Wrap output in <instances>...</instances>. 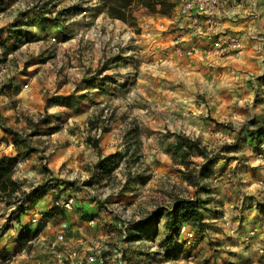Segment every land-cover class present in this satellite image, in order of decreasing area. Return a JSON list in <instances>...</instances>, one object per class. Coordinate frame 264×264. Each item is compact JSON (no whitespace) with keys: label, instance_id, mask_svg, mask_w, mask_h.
I'll return each instance as SVG.
<instances>
[{"label":"rangeland","instance_id":"rangeland-1","mask_svg":"<svg viewBox=\"0 0 264 264\" xmlns=\"http://www.w3.org/2000/svg\"><path fill=\"white\" fill-rule=\"evenodd\" d=\"M238 1L259 14L262 0ZM160 15L135 6L105 28L101 0H0V31L25 40L0 43V144L10 128L19 133L15 157L38 151L41 159V176L22 177L15 204L35 198L52 228L68 227L72 240L100 238L128 264H258L241 233L258 222L252 166L264 137V33L240 38L223 58L180 55L176 48L193 41ZM187 139L204 153L175 149ZM54 151L64 156L55 170ZM70 193L73 210L48 208ZM194 196L203 227L189 225L192 237L183 223L170 232L167 211ZM10 222L0 223L7 241Z\"/></svg>","mask_w":264,"mask_h":264},{"label":"built area","instance_id":"built-area-1","mask_svg":"<svg viewBox=\"0 0 264 264\" xmlns=\"http://www.w3.org/2000/svg\"><path fill=\"white\" fill-rule=\"evenodd\" d=\"M229 0H171L174 3L166 17L170 24L175 23L178 28L185 30L193 43L189 46L179 45L176 52L180 55L191 56L201 53L203 56L223 58L225 55L239 50L240 36L225 30L223 26L222 8ZM142 28H152L145 23ZM149 35V30H147ZM180 39V38H179ZM27 86V85H25ZM1 132V130H0ZM255 162L253 169L257 175L254 183L252 198L258 222L241 233V240L251 246L259 257L258 264H264V137L254 147ZM18 162L14 169H21ZM75 194H61L51 200L49 209H59L63 212L74 208ZM15 205L12 206L14 210ZM15 214L16 211L13 212ZM44 211L32 215L29 222H18L11 218L9 230H16L15 236L25 232L31 225L37 226V233L27 240L20 241L11 250L0 255V264H128L125 253L119 250L116 254L107 252V244L100 238H81L72 240L62 225L51 227L50 219L45 218ZM16 217V216H15ZM90 224H95L91 219ZM58 224V223H57ZM190 224L183 223L181 230H185L188 237L193 236ZM3 226L0 224V233ZM44 230H49L45 232ZM126 237V231L123 232Z\"/></svg>","mask_w":264,"mask_h":264},{"label":"trees","instance_id":"trees-1","mask_svg":"<svg viewBox=\"0 0 264 264\" xmlns=\"http://www.w3.org/2000/svg\"><path fill=\"white\" fill-rule=\"evenodd\" d=\"M106 13L110 18L120 19L126 21L127 15L135 6H142L149 11L167 15L170 13L174 3L170 0H101ZM5 131L11 135L12 143L14 146L18 143V135L16 131L10 128H5ZM257 135L264 136V127L257 129ZM22 141L24 139H21ZM86 142L89 143L94 149L99 150L98 140L88 135ZM185 147L186 150H196L198 153L203 154L204 148L201 147L196 140L187 139L185 143L177 142L175 149ZM27 149H31L27 145ZM18 152V156H19ZM111 155L101 158L97 165L104 168L106 161ZM17 160L16 157H2L0 160V201H4L6 204L16 202L19 198L15 193L19 191L17 183L12 179L14 172V164ZM166 225L170 232H174L178 229V226L182 223L203 227V213L200 210V201L197 197H184L177 198L172 209L168 210ZM38 230H30L29 228L25 232H21L18 236V242L27 240L37 233Z\"/></svg>","mask_w":264,"mask_h":264},{"label":"crops","instance_id":"crops-1","mask_svg":"<svg viewBox=\"0 0 264 264\" xmlns=\"http://www.w3.org/2000/svg\"><path fill=\"white\" fill-rule=\"evenodd\" d=\"M260 3V10L258 11L259 14L254 18L251 17L248 13V9L246 7H243L242 4L238 0H232V3L230 5H224L222 8L223 14V26L226 27L225 30L231 31L234 33H237L241 40L246 35L249 34H255L256 32L264 33V0ZM250 11V10H249ZM248 14V15H247ZM108 16V15H107ZM257 18V19H256ZM111 19L105 21V28H111L113 23L111 22ZM256 19V20H255ZM116 20V19H114ZM110 24V26H109ZM186 33V34H185ZM183 33V36H187L188 33ZM244 34V35H243ZM12 35L9 31H0V43L5 44L7 47H15L17 43L24 42L23 37H16L18 40H15L12 38ZM6 39V41L4 40ZM37 106V105H36ZM39 107L37 106V109ZM8 149L11 150V152L8 151ZM15 151L13 150V143L11 139L10 134H4V138L2 140V143L0 144V157L6 156V157H15ZM38 151L32 152V153H26L25 155H21L19 158L17 157V160H20L21 163V169H15L12 175V179L17 183V186L20 187V189H24L26 187L25 181L23 180V176L32 177L33 175L41 176V173L35 169L37 166V163L41 161V159L37 160V154ZM58 152L54 151L49 157H48V164H50L53 167V170L58 169V166L62 163V161L59 162V165L56 166L54 155H56ZM2 154V155H1ZM36 159V160H35ZM21 172L23 174L21 175ZM32 188H38L40 187L37 185L36 187L31 186ZM47 189V187L43 188ZM35 200V198H33ZM33 200H31L29 203L27 202L23 207L17 208V205L15 202L6 204L3 201H0V223L2 224L7 218H9V214L16 211L19 214L18 222H29L30 218L33 214L37 212H41L45 210V206L41 204L38 206V202L33 203ZM15 205L14 210L12 209V206ZM66 231H69L68 227H65ZM12 232L15 234L16 230H12ZM68 234V233H67ZM18 244L17 238L14 236L11 240L7 241L4 237H0V255L6 253V251L11 250V248L15 247ZM6 247V248H5Z\"/></svg>","mask_w":264,"mask_h":264},{"label":"bare ground","instance_id":"bare-ground-1","mask_svg":"<svg viewBox=\"0 0 264 264\" xmlns=\"http://www.w3.org/2000/svg\"><path fill=\"white\" fill-rule=\"evenodd\" d=\"M63 159H64V156L61 152H58L56 155H54V160H55L56 166H58L59 162L62 161Z\"/></svg>","mask_w":264,"mask_h":264}]
</instances>
